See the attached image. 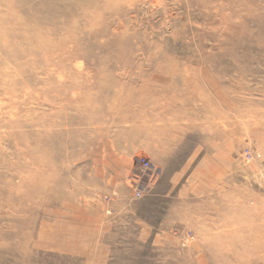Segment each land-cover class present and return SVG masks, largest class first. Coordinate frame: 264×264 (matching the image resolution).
Masks as SVG:
<instances>
[{
	"label": "rangeland",
	"instance_id": "rangeland-1",
	"mask_svg": "<svg viewBox=\"0 0 264 264\" xmlns=\"http://www.w3.org/2000/svg\"><path fill=\"white\" fill-rule=\"evenodd\" d=\"M0 264H264V0H0Z\"/></svg>",
	"mask_w": 264,
	"mask_h": 264
},
{
	"label": "built area",
	"instance_id": "built-area-1",
	"mask_svg": "<svg viewBox=\"0 0 264 264\" xmlns=\"http://www.w3.org/2000/svg\"><path fill=\"white\" fill-rule=\"evenodd\" d=\"M135 162L143 168H147L149 165V161L143 155H137L135 158Z\"/></svg>",
	"mask_w": 264,
	"mask_h": 264
},
{
	"label": "bare ground",
	"instance_id": "bare-ground-1",
	"mask_svg": "<svg viewBox=\"0 0 264 264\" xmlns=\"http://www.w3.org/2000/svg\"><path fill=\"white\" fill-rule=\"evenodd\" d=\"M22 11H25V12H26L27 10L23 9ZM18 20H19V19H18ZM18 20H17V21H18ZM20 20H21V19H20ZM18 23H19V22H18ZM31 26H32V25H31ZM27 27H28V26H27ZM32 34H34V32H33ZM204 97H205V96H204ZM219 113H221V112H219ZM224 113H225V112H224ZM224 113H223V114H224ZM218 115H219V114H218ZM220 116H221V114H220ZM102 118H103V116H102ZM211 118H212V117H211ZM218 118H220V117H218ZM158 119H159V118H158ZM224 120H225V119H224ZM142 121H143V120H142ZM161 121H162V120H161ZM163 122H164V121H163ZM221 122H222V121H221ZM143 123H144V122H143ZM164 123H165V122H164ZM150 126H151V124H150ZM163 126H164V125H163ZM114 154H115V153H114ZM120 155H121V154H120ZM149 162H150V161H149ZM209 184H211V183H209ZM212 184H213V183H212ZM222 195H223V194H222ZM222 195H221V196H222ZM220 201H221V199H220ZM254 205H255V204H254ZM226 211H227V210H226ZM189 212H190V211H189ZM190 213H191V212H190ZM223 213L225 214V212H223ZM223 213L221 214L222 216H223ZM224 216H226V215H224Z\"/></svg>",
	"mask_w": 264,
	"mask_h": 264
}]
</instances>
